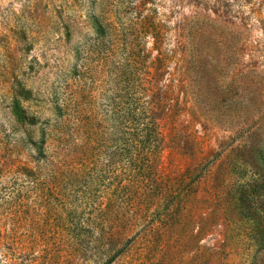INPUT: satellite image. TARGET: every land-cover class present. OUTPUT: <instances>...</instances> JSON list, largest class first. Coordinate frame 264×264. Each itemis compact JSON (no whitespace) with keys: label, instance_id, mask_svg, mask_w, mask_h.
Listing matches in <instances>:
<instances>
[{"label":"rangeland","instance_id":"1","mask_svg":"<svg viewBox=\"0 0 264 264\" xmlns=\"http://www.w3.org/2000/svg\"><path fill=\"white\" fill-rule=\"evenodd\" d=\"M152 23L163 51L184 25L192 67L180 74L171 60L159 75L178 103L160 177L192 191L171 215L98 218L88 232L68 212L66 181L35 167L28 135L44 133L65 170L67 114L100 125L111 86L100 42L118 29L148 54L139 31ZM18 94L33 124L12 115ZM0 264H264V0H0Z\"/></svg>","mask_w":264,"mask_h":264},{"label":"trees","instance_id":"2","mask_svg":"<svg viewBox=\"0 0 264 264\" xmlns=\"http://www.w3.org/2000/svg\"><path fill=\"white\" fill-rule=\"evenodd\" d=\"M180 28L182 31L176 37L174 48L167 51H163L160 23H152L139 31L152 39L148 54H135L132 49L140 39L138 42L134 39L139 36L135 35L126 43V34L118 29L114 31L112 44H108L109 40L100 42L104 85L111 86H107L109 92L103 93L105 103L100 125L93 126L79 115L73 119L72 112L67 114V130L69 127L71 130L67 131L65 170H59L64 161L47 154L44 133L37 139L28 135L37 156V160H33L35 167L50 166L53 183L66 181L71 218H86L80 222L81 229L91 232L99 225L96 219L106 221L104 217L128 213L138 215L152 211L171 215L180 209L181 201L192 191L187 184H165L160 177L162 153L166 148L164 130L178 103L175 101L176 85L169 79L162 81L159 75L161 72L170 74L171 60L180 74L192 67L184 25ZM95 31L99 36L104 35L105 28L96 24ZM119 44L129 52L117 61L114 51ZM153 50L157 54L151 56ZM141 91H144L142 96ZM21 99L26 96L18 94L12 98L11 113L18 122L33 124L32 120H27ZM101 157L109 163H103ZM106 178H109L108 184H105ZM73 225L75 229L78 227V224Z\"/></svg>","mask_w":264,"mask_h":264}]
</instances>
